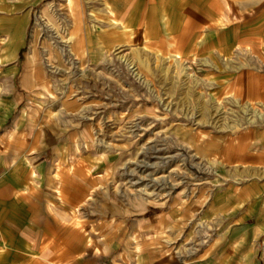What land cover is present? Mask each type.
Returning a JSON list of instances; mask_svg holds the SVG:
<instances>
[{"label":"rangeland","instance_id":"1","mask_svg":"<svg viewBox=\"0 0 264 264\" xmlns=\"http://www.w3.org/2000/svg\"><path fill=\"white\" fill-rule=\"evenodd\" d=\"M15 3L13 28L24 26L26 38L20 63L46 77L33 83V104L80 120L91 140L82 149L98 155L97 234L106 233L108 202L114 236H140L98 248L111 246L113 255L162 248L173 256L216 240L218 226L203 208L232 167L217 142L264 121L263 102L233 88L241 69L264 73V50L237 51L227 66L186 59L155 49L143 34L122 33L108 0ZM247 17L232 10L227 21Z\"/></svg>","mask_w":264,"mask_h":264},{"label":"crops","instance_id":"2","mask_svg":"<svg viewBox=\"0 0 264 264\" xmlns=\"http://www.w3.org/2000/svg\"><path fill=\"white\" fill-rule=\"evenodd\" d=\"M108 3L122 33L143 34L155 49L178 51L177 57L227 66L237 51L264 50V0ZM14 9L15 0H0V264H264V121L258 120L217 142L232 167L203 208L218 226L216 240L173 256L162 248L135 255L98 248V242L134 243L140 236H114L108 202L106 233L97 234L98 155L82 149L91 140L80 120L33 104V83L46 77L39 67L31 72L30 64L20 63L26 38L24 26L13 28ZM232 10L248 17L227 21ZM223 71L230 80V71ZM233 83L237 96L264 104V73L241 69Z\"/></svg>","mask_w":264,"mask_h":264}]
</instances>
